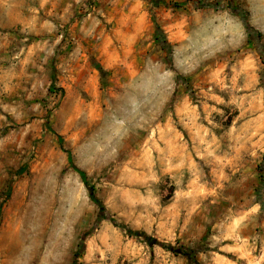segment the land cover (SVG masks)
Instances as JSON below:
<instances>
[{
    "label": "rangeland",
    "instance_id": "1",
    "mask_svg": "<svg viewBox=\"0 0 264 264\" xmlns=\"http://www.w3.org/2000/svg\"><path fill=\"white\" fill-rule=\"evenodd\" d=\"M230 1L0 0V264H264V0Z\"/></svg>",
    "mask_w": 264,
    "mask_h": 264
},
{
    "label": "trees",
    "instance_id": "2",
    "mask_svg": "<svg viewBox=\"0 0 264 264\" xmlns=\"http://www.w3.org/2000/svg\"><path fill=\"white\" fill-rule=\"evenodd\" d=\"M227 2H231L232 3V1H230V0H226ZM154 2V1H153ZM154 4H156V2H154ZM183 5H185V3H174V6L175 7H181V6H183ZM157 33H160V34H162V31H161V29L157 26ZM159 35V34H158ZM156 40L160 43V40H159V37H157L156 38ZM54 87H52L51 89H53ZM58 136V135H57ZM58 140H59V143H60V145L63 147V144H64V142H63V139H62V137L61 136H58ZM68 152V151H67ZM68 154H69V157H68V160H69V163H70V166H71V168L76 172V173H78L79 175H80V177H81V179H82V182L84 183V185L87 187V189H88V191H89V194H90V197H91V199H92V201L93 202H95L98 206H99V208H100V211L102 212V214H104L105 212H106V208H105V206H104V204L96 197V194H95V189H94V187H92L90 184H89V181H88V176H87V174L84 172V171H82V170H80V169H78L75 165H74V163H73V161H72V156H71V154L68 152ZM115 224V223H114ZM116 225V224H115ZM116 226H118V225H116ZM122 228H124L125 229V227H122ZM128 231V230H127ZM129 232V234L130 235H134L135 233H133L132 231H128ZM148 240H149V242H151V243H153V244H156L157 243V241L155 240V239H150V238H148ZM169 248H172V247H169ZM172 251H173V249H171ZM176 253H181V251H175Z\"/></svg>",
    "mask_w": 264,
    "mask_h": 264
},
{
    "label": "crops",
    "instance_id": "3",
    "mask_svg": "<svg viewBox=\"0 0 264 264\" xmlns=\"http://www.w3.org/2000/svg\"><path fill=\"white\" fill-rule=\"evenodd\" d=\"M162 226V225H161ZM226 250H228V246L225 247Z\"/></svg>",
    "mask_w": 264,
    "mask_h": 264
}]
</instances>
